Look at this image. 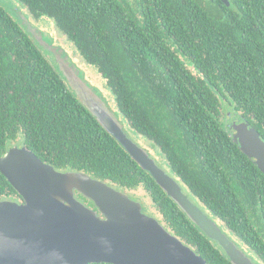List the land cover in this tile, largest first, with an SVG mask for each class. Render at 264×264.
<instances>
[{
	"label": "trees",
	"instance_id": "1",
	"mask_svg": "<svg viewBox=\"0 0 264 264\" xmlns=\"http://www.w3.org/2000/svg\"><path fill=\"white\" fill-rule=\"evenodd\" d=\"M19 1L30 21L50 19L67 36L190 198L264 264V173L227 124L229 112L240 113L264 139V0ZM17 142L57 170L135 195L143 188L169 231L209 264H233L78 98L55 55L0 4V156ZM1 200L22 197L0 171Z\"/></svg>",
	"mask_w": 264,
	"mask_h": 264
},
{
	"label": "water",
	"instance_id": "2",
	"mask_svg": "<svg viewBox=\"0 0 264 264\" xmlns=\"http://www.w3.org/2000/svg\"><path fill=\"white\" fill-rule=\"evenodd\" d=\"M230 5V0H222ZM17 22L42 48L57 56L60 69L78 98L138 163L157 180L188 217L227 253L233 264H258L124 131L101 92L69 63L49 33L20 11ZM62 64H64L62 66ZM228 126L242 150L264 173V139L240 113ZM0 171L22 200L0 201V264H209L169 231L142 203L85 172L60 171L18 143L0 156ZM91 199L97 209L77 198Z\"/></svg>",
	"mask_w": 264,
	"mask_h": 264
},
{
	"label": "rangeland",
	"instance_id": "3",
	"mask_svg": "<svg viewBox=\"0 0 264 264\" xmlns=\"http://www.w3.org/2000/svg\"><path fill=\"white\" fill-rule=\"evenodd\" d=\"M0 4H2L3 6H5L17 19V8L18 9H26V7L24 6L23 3H21L19 0H0ZM27 11V9H26ZM26 14V12H25ZM43 20V22H42ZM41 20V22L38 23H33L32 21H29L36 26L38 29L47 32L50 34L52 40H53V44L62 48L68 55L69 57V63L74 64L75 67L79 70H81V72L83 73V77L84 80L86 82H88L90 85H92L93 87L97 88L101 94L102 97L105 99V102L107 104V106L109 107V109L111 111H113L115 113V115L117 116L118 120L121 122L124 131L128 134L129 137H131L137 144L141 145L142 147H144L145 149H147L150 153V155L156 159L157 163L169 174L172 175V173L170 172V168L167 164V162H165V157L163 156V154L161 153V151L159 150V148L157 146H155L153 143H151L148 139H146L145 137L141 136L140 134L134 132L129 123L125 120V118L119 113L118 109H116L117 107H115V104L113 102V100L111 99V95L109 93V87L105 81V79L99 74L98 70L93 67V66H87L84 64L83 59H79L80 55L78 54L75 46L73 45V43L68 40L67 36L60 31L54 24L53 21L50 19H46L43 18ZM62 46V47H61ZM55 55V54H54ZM56 60H57V56L55 55ZM58 62V60H57ZM59 64V62H58ZM64 64H62L63 66ZM60 66V64H59ZM64 67V66H63ZM230 113V112H229ZM229 115V114H228ZM18 144L21 145L20 142H17ZM173 176V175H172ZM145 190L143 188H138L136 190H134V192L136 193V196L134 193H131L129 191L125 192L127 195H129L132 199L137 200L139 202L142 203L143 206V211L145 213H147L148 215L154 216L157 219H159L160 221L162 220L161 214L160 212L157 210V207L155 206V204H153L152 199L148 196H145ZM231 238L234 239V237L231 235ZM237 238V237H236ZM238 239V238H237ZM235 241V240H233ZM235 243H237L235 241ZM238 246L243 249L240 243H237ZM245 248V247H244ZM253 260L254 257L245 249H243Z\"/></svg>",
	"mask_w": 264,
	"mask_h": 264
}]
</instances>
